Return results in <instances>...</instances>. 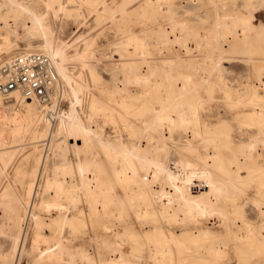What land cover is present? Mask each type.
Wrapping results in <instances>:
<instances>
[{
  "label": "bare ground",
  "instance_id": "6f19581e",
  "mask_svg": "<svg viewBox=\"0 0 264 264\" xmlns=\"http://www.w3.org/2000/svg\"><path fill=\"white\" fill-rule=\"evenodd\" d=\"M69 1L0 0V30L5 31L0 32V60L9 58L14 49L8 35L11 23L23 18L22 26L30 36H39L40 41L34 47L26 45L22 52L49 55L64 97L70 91L73 103L79 104L82 88L90 87L91 83L83 85L75 79L68 72L66 62L77 60L81 70L97 81V74L88 64L92 42L82 38V45L74 50L73 43L48 38L52 29L46 18L56 11L79 16L83 6L99 16L105 0H74L76 5L71 9L66 5ZM135 1L139 2L137 13L141 16L149 8L159 10L165 4L171 22L157 31L158 43L165 50L177 45L184 58L180 51L179 56L174 55L189 63L201 56L208 68L203 67V74L200 72L197 79L192 73L173 71L172 58L160 57L162 65H159L151 50L157 43L153 38L156 33L150 34L147 26L137 34L124 28L122 32L126 33L122 36L123 43H117L119 54L116 53L115 59L123 77L109 90V100L103 102L91 94V88L86 89L91 97L84 118L74 105L69 112L56 111L23 98L15 90L5 98L0 96V102L10 101L5 105L14 109L12 113L7 110L0 119L12 124L7 128L9 132H21V127L28 125L33 127V137L47 140L44 151L34 158L36 165L25 185L28 198L23 207L15 208L11 203L5 212L11 219L9 227L15 238L10 253L3 258L10 255L18 264L30 227L35 256L48 264H93L95 259L83 247L86 240H94L96 246L102 243L101 264H218L220 258L228 255L229 242H234L238 261L254 257L256 263L264 264V223L255 227L238 201L245 194L244 185L252 180L251 175L241 176L240 170L246 162L264 161V25L254 23L251 13L236 11L233 0H208L210 9L204 13L200 12L205 4L203 0H185L182 20L175 19L178 11L171 0H126L118 8V16H127L128 7ZM248 9L250 6L245 10ZM203 18L211 20V25H196ZM148 33L154 41L148 38ZM229 56L244 62V68L237 71L245 79L212 83L208 77L210 70ZM80 73L77 75L81 77ZM216 88L234 109L232 122L212 125L204 112L205 103L216 98ZM94 118L110 125L112 133L107 138H100L99 127L89 123ZM39 123L48 128L37 129ZM3 131L0 129V134ZM189 132L191 137L187 135ZM52 139L54 144L50 143ZM179 141L182 149L196 152L202 165L192 166L172 155V147ZM95 145L101 148L104 162L79 156V149H91ZM50 146L63 157L61 163L52 167L47 163ZM222 148L230 150L229 167L220 159ZM212 166L220 168L222 174L210 170ZM257 189L264 195V179L259 181ZM8 195L6 190L1 193L2 198ZM253 203L260 206L264 202L253 200ZM202 218L216 220L223 233L216 244L205 246L211 255L209 261L188 262L180 238L182 229H176L175 225H182L185 219L200 222ZM44 226L51 229V235L43 233ZM93 230L95 236L99 233L97 236L102 238H95ZM200 239L210 236L204 233ZM242 245L249 248L248 252L242 250Z\"/></svg>",
  "mask_w": 264,
  "mask_h": 264
},
{
  "label": "rangeland",
  "instance_id": "374dc122",
  "mask_svg": "<svg viewBox=\"0 0 264 264\" xmlns=\"http://www.w3.org/2000/svg\"><path fill=\"white\" fill-rule=\"evenodd\" d=\"M60 1H63V0H60ZM171 1L175 4V7L177 8V11H178V14L175 16V19L176 20L184 19L183 8H184L185 0H171ZM125 2L126 0H105L104 2L105 4L101 6V9H99V13H100L99 16H97L95 12H92V11L90 12L87 6H83L80 9L82 14L79 16L69 15L68 13H62V12L57 13V11L56 13L50 12L48 14L46 18V22L50 25L52 29V32H50L51 33L50 36L47 35L48 38H52L53 40H56V41L60 40L66 43H71V44L73 43L72 48L74 50L78 49L80 45H82L81 44L82 38H86L92 42V46H91L92 54L90 57H88L89 60L88 59L87 60H88L89 67H92L95 71V74H97L98 76L97 81H92L91 76L88 75L87 71L81 70L80 62L74 59L73 60L69 59L66 62V67H67L68 72H70L75 77V79H79V81L83 85L84 83H91V85L90 87L82 88V91L79 94L81 98V101L79 104L73 103L74 99H73L72 94L69 91L68 95L64 97V103L62 104L63 111L65 110L69 112L71 110V107H73L74 105L75 108L80 112V115L82 116V118H84L86 114L87 102H88V99L91 97L90 96L91 94H94L95 97L99 101L103 102V101L109 100V90L113 88L116 82H120L119 80H121V78L123 77L122 71L118 67H116L115 59L117 58L116 53L119 54L118 49L116 48L118 47L117 43L118 42L123 43L122 36H124L126 33L123 31L124 32L123 34L122 32V29L124 28H125L124 29L125 31L128 29V32L130 30L131 32L133 31L132 33L137 34V33L142 32V30L144 29L143 27L147 26L148 32L150 31L149 32L150 34L154 35L156 33L155 34L156 36L154 35L155 37L153 35L152 36L154 40L157 41V43L155 44V48L158 47L159 49L158 48H157L158 50L156 49L158 51L157 52L154 46L151 45L153 46L151 47V50H152V56L154 57V60L156 62L158 61L157 63L159 65H162L161 64L162 61L160 57L162 58L169 57V59L172 58L173 63L171 65L173 67V71L189 72V73H192L194 76H196L195 78L197 79H200V74L203 72L202 68L203 67L208 68V65L202 62L203 58L201 56L196 57L197 59L195 61L197 62L198 65H196V62L194 63L191 62L192 63L191 64L189 63L190 61L182 60L184 58V54L180 50V48L178 49L177 45L176 47H172V48L165 47L166 50L167 49L171 50V51L168 50V53H167V51L163 48V46L160 45V43H158V40L160 39V37L157 31L159 30L160 27L162 28L168 27L171 22V20L167 18V11H166L165 4L162 3L161 6L159 7V10H157V7L149 8L146 11V13H144V15L141 16L140 14L137 13L139 2L135 1L131 3V5L128 7L129 8L128 10L129 13L127 15L128 17L127 16L120 17L118 16V12H119L118 8H120L121 5ZM233 2H235L234 4L235 6L233 5L234 8L237 6V8H235L236 11L238 12L246 11L247 13L249 12L252 14L254 23H257V24L262 23L261 25H264V2L260 3L259 0H256V1L254 0V3L256 6L253 4V0L252 1L251 0L249 1L248 0H244V1L243 0H237V1L233 0ZM242 2L245 5H243ZM203 3L205 4L202 7V9H200L201 13H204L207 10V8L208 10L210 9L208 0H203ZM239 3L240 4L242 3V4L239 5ZM237 4L240 6V8H238L239 6ZM248 4L250 6V9L245 10L249 7ZM66 5L71 9L76 5V2L74 0H70L69 2H66ZM103 6H105L106 7L105 9L107 10L105 9L103 10ZM249 10H252V11H249ZM20 20H23V18H19L16 23L12 22L10 25L11 30L8 31V35L10 39L12 40L13 48H14L9 56L15 53L22 52V48L25 47L26 45L30 47H34L40 41L39 36H36V37L30 36L29 32L24 28V26H22L23 23L22 21L20 22ZM136 20H138V22H136ZM196 25L200 27L201 26L208 27L211 25V20L203 18V20L201 22H198ZM200 30L203 31L204 29L200 28ZM0 32L4 33L5 31L1 29ZM149 33L147 35L148 38L151 37ZM151 38L150 40L153 39ZM158 45H160V47ZM72 48H68V50L72 52L73 51ZM132 51L133 53H136L135 52L136 50H132ZM176 53L178 56L183 55L182 59H179V58L177 59ZM158 55L160 56L157 57ZM174 58L176 59V61L174 60ZM3 60H0V61H3ZM237 61H241V62H237ZM242 62H243L242 60L234 59L230 56L225 57L220 61L221 66L218 64V67H216V69L212 68V71L210 70L211 74H209L208 77L212 80V83H214V81H222V80L232 81L234 80L233 78H237V79L241 78L242 80H244L245 77L244 76L239 77L240 73H238L239 71H237L238 69L241 70V68L242 69L244 68L245 64L244 62L243 63ZM175 65L177 67V70H174L176 69ZM79 71H81L80 73L81 77L77 75L79 74ZM244 73L245 71L242 72V74ZM116 74L118 76H116ZM115 77H118V78L115 79ZM89 78L91 81L89 80ZM205 83L207 84L208 81H205ZM89 88H91V91H92L91 94H89L88 92L86 93V89L88 90ZM130 89H132V87H130ZM67 91H68V88H67ZM221 97H222L221 90L219 88H216V98L205 103L204 112L206 116H209L207 118L210 119L212 125H218L220 121L229 122L231 120L232 122L233 117H234V109L227 104V102L223 99V97L222 98ZM10 103H11L10 101H7V103L2 101L0 102V107H6V109L8 110L7 113H12L14 110L12 105L6 106L7 104H10ZM36 103L37 102L34 101V104L37 106ZM21 122L24 123V121H21ZM89 123H91V125L93 126L99 127L98 134L100 138H107V136H109L108 134L109 132H111V130L109 129L110 128L109 124H104L98 118H94ZM230 125L232 126V123ZM10 127H12V124L8 123V121L4 120L0 122V129L4 130L2 134H0V163H1L0 164V199L4 200L3 202L0 201V264H6V263L16 264L17 263L15 261L16 258L10 255L7 256L6 259L3 258V255H8L10 253L13 238H15V233L9 227L11 226L9 224L11 222V219L10 217L8 218V216L5 215V212L8 210V205L11 203H14L15 208L21 209L23 207L25 201L28 198V194L27 192H25L26 191L25 185L27 181L30 179V173L32 172L33 168L36 165L34 158L37 154H40L44 151L43 147H44L45 142L47 141L46 139H44V137H38V138L33 137L32 135L33 127L32 126H28V125L22 126L20 130L21 132H17V131L9 132L7 128H10ZM36 127L39 130L48 128L42 123L37 124ZM187 135L191 137L192 133L189 132L187 133ZM57 137H53L54 140H57ZM126 138L131 140L132 136H127ZM61 139L62 138H60L59 140ZM54 140L53 139L50 140V143L54 144L55 142ZM68 141L72 142L71 139H68ZM80 142L81 141H78V143ZM51 146H50V149H48L49 151L48 155L50 154L48 157L49 161L47 160V163L49 162L48 167H52V165L59 164L63 161L62 155H60L59 153L57 154L58 151L54 149L55 147L51 148ZM181 147H182V142L179 141L174 147H172V150H171L172 155L176 156L178 159L182 161L188 162L192 166L202 165L201 161L196 158V152L188 150V149L187 150L182 149ZM58 150L61 153L63 152V149L61 148ZM68 154H70V152H68L67 155ZM78 154L79 156H81V158L82 157L85 159H98L99 158L102 162H104V157H102L103 156L102 150L98 145H95V147L91 149H87V148L84 150L79 149ZM229 154H230V150L228 148L221 149L220 159L221 161H223V163L226 164V167H229L228 161H227ZM50 157L53 159H51ZM210 170H212L216 174L217 173L222 174L221 169L215 166H212ZM239 174L245 177L247 175L252 176V180L244 185L243 190L245 194L243 195V197L241 195L238 201L242 202L241 204L244 206V210L246 209L245 210L247 212L246 215L247 217L250 218L249 220L254 224L255 227H259L260 225H262V223H264V213H263L264 203H261L260 206H256L254 205L253 200L255 201L259 200V201L264 202L263 193L259 192L257 189L259 181L264 179V161L263 162H246L243 168L240 170ZM5 190L9 195L2 198L1 193L4 192ZM7 219L8 220L10 219V221H7ZM215 221L216 220L214 219L212 220V219L202 218L200 222H194L192 220L185 219V223H183L182 225L180 224L175 225L176 229L178 230L182 229V235L180 236V238L183 244L182 246L186 251V255L188 256V262H199V261L207 262L209 261L211 255L206 252L205 246L207 244H216L217 240L221 237L223 233V227L219 225L218 223H216ZM27 228H28L27 235L25 237V242H24V251L21 253L19 257L18 264H33V263L48 264V262H46L44 259L43 260L40 259L41 260L40 261L35 256V253H36L35 249L32 248V245L33 244L35 245L34 243L35 241L33 242V239L31 238L30 227H27ZM93 232H94L95 238L97 237L98 240L102 238V236H99V237L97 236V235H100L98 232L96 236H95L96 232L94 230ZM43 233H47L51 235V229L47 226H44ZM178 233H180V231ZM204 233H207L210 236V239H200L204 236ZM40 241L41 240L38 241V244L39 246L42 247L43 243L42 241L41 242ZM89 241L91 240H86L83 243V247L85 246L86 250H89L90 256L93 259H95L93 264H101V261L103 259V253H104L103 252L104 248L102 246V243L99 242L100 246L99 245L96 246V243L94 240L91 242ZM86 245L88 246L86 247ZM229 245L230 246L228 248V255L220 258V262L218 264H260V263L255 262L254 257L250 258L247 261L243 259L238 261L235 255L237 251L234 248V242H229ZM241 247L243 251L248 252L249 248L246 245H242ZM100 257L102 258L101 260L99 259ZM4 260H6V262Z\"/></svg>",
  "mask_w": 264,
  "mask_h": 264
},
{
  "label": "built area",
  "instance_id": "2783aa9c",
  "mask_svg": "<svg viewBox=\"0 0 264 264\" xmlns=\"http://www.w3.org/2000/svg\"><path fill=\"white\" fill-rule=\"evenodd\" d=\"M42 106L62 109L64 89L54 64L46 53L27 51L15 53L0 62V96L12 91ZM6 107H0V119L6 115Z\"/></svg>",
  "mask_w": 264,
  "mask_h": 264
}]
</instances>
